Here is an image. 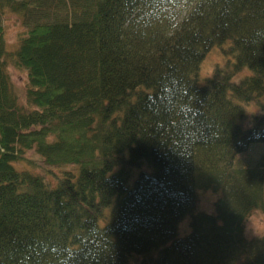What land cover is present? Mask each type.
<instances>
[{"label": "trees", "instance_id": "obj_1", "mask_svg": "<svg viewBox=\"0 0 264 264\" xmlns=\"http://www.w3.org/2000/svg\"><path fill=\"white\" fill-rule=\"evenodd\" d=\"M263 143L264 0H0V264H264Z\"/></svg>", "mask_w": 264, "mask_h": 264}, {"label": "rangeland", "instance_id": "obj_2", "mask_svg": "<svg viewBox=\"0 0 264 264\" xmlns=\"http://www.w3.org/2000/svg\"><path fill=\"white\" fill-rule=\"evenodd\" d=\"M3 28H4V38L9 50H14L19 41V37L21 33L24 31V28L21 25L20 19L17 15L9 12H4L1 18ZM223 57L219 53L217 47H214L210 50L206 57L204 58L201 69H200V81L203 82L204 78L211 75L213 68L217 64H222ZM7 72L12 81L14 90L19 97V102L21 104H25L26 101V90H27V74L25 71L18 69L13 65L12 62H7ZM249 74V70L245 68L242 70L236 77L235 80L242 78L244 75ZM247 114L248 118L251 116L252 112H258L257 108L253 105L247 106ZM258 148L264 149L263 144H257ZM257 152L259 149H254V156H257ZM27 156L35 160L37 163L36 168H32L24 165L22 168L33 171L45 178V180L49 183L50 186L56 185L57 176H61L64 171H73L75 170L74 166H67L63 168H51L44 164H41L37 161L38 157L33 152H28ZM220 193H214L211 191H197V204L196 211H203L205 213H213L214 212V203L219 197ZM191 226H190V217L189 215L185 216L178 224L177 230V238H182L190 234ZM264 235V215L255 212L249 217L245 222V236L248 240H255ZM171 243L168 242L167 245ZM129 264H135L130 260ZM236 264H242V261H238Z\"/></svg>", "mask_w": 264, "mask_h": 264}]
</instances>
